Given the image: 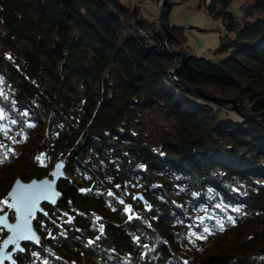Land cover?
I'll return each instance as SVG.
<instances>
[{"label":"trees","instance_id":"obj_1","mask_svg":"<svg viewBox=\"0 0 264 264\" xmlns=\"http://www.w3.org/2000/svg\"><path fill=\"white\" fill-rule=\"evenodd\" d=\"M232 1L205 0L224 28L207 59L169 24L172 2L166 39L119 0H0V109L24 138L0 143V199L57 161L68 175L17 264H264V118L210 100L264 113V0L241 15ZM204 212L233 222L206 235Z\"/></svg>","mask_w":264,"mask_h":264},{"label":"water","instance_id":"obj_2","mask_svg":"<svg viewBox=\"0 0 264 264\" xmlns=\"http://www.w3.org/2000/svg\"><path fill=\"white\" fill-rule=\"evenodd\" d=\"M169 7L170 0L160 2L161 27L166 39L170 36V31L166 28V14ZM187 60L188 58L183 56L177 68L186 64ZM201 94L205 97L204 93ZM210 100L221 107H227L245 119L264 118V113L259 115L242 114L239 109V105L242 103L241 99L219 97L210 98ZM66 179V162L60 160L42 178H33L30 181L17 178L8 193L0 199V205L6 209V211L0 212V230L6 233L0 243V264H17L16 256L25 254L27 246L37 248L41 246L43 239L36 229L35 221L39 215L49 218L47 207L58 205L62 198L59 183ZM138 198L142 199L141 196ZM12 213L14 214L13 219L11 218Z\"/></svg>","mask_w":264,"mask_h":264},{"label":"rangeland","instance_id":"obj_3","mask_svg":"<svg viewBox=\"0 0 264 264\" xmlns=\"http://www.w3.org/2000/svg\"><path fill=\"white\" fill-rule=\"evenodd\" d=\"M119 1L124 5H130L132 7L137 6L141 16L150 21L158 22L161 25L160 2L162 0H160L159 3L154 0ZM254 1L255 0H233L231 10L235 14L241 15L244 7ZM170 2L178 5H174L170 11L168 22L171 26L175 25L184 27L185 40L187 46L190 47V54L200 58H213L214 51L220 46V37L224 35L222 21L220 19H213L207 14L204 5L205 0H170ZM175 50V53L181 56V61L183 56L188 58L189 54L187 51L180 52L177 48ZM171 73L175 78V71L172 70ZM243 102L244 101L242 100L239 107L242 106ZM223 108L228 112L235 113L230 111L227 107ZM150 121H154L158 125L156 128H160L161 130H167L172 127V124H170V122L168 123L165 117L162 115L160 116L159 114L152 115ZM1 142L8 143L11 146L20 147L24 142V138L16 130L15 122L12 118L7 113L3 114V111L0 109V143ZM4 211H6V209ZM238 211H240V209H237V212ZM202 215L204 217L202 219L204 233L210 236H222L225 233V229L230 227L233 222L231 220L233 215L230 212H227L225 216L213 212H204ZM13 217L14 214L12 213L11 218L13 219ZM205 219H208L210 222H206ZM205 229H207V231H205Z\"/></svg>","mask_w":264,"mask_h":264},{"label":"snow or ice","instance_id":"obj_4","mask_svg":"<svg viewBox=\"0 0 264 264\" xmlns=\"http://www.w3.org/2000/svg\"><path fill=\"white\" fill-rule=\"evenodd\" d=\"M205 231H207V229H205Z\"/></svg>","mask_w":264,"mask_h":264}]
</instances>
